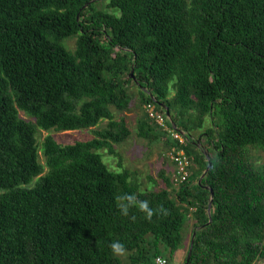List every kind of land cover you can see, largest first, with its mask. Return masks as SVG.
<instances>
[{
	"label": "trees",
	"instance_id": "obj_1",
	"mask_svg": "<svg viewBox=\"0 0 264 264\" xmlns=\"http://www.w3.org/2000/svg\"><path fill=\"white\" fill-rule=\"evenodd\" d=\"M137 99L143 110H169L168 125L185 135L198 170L182 185L162 170L165 186L143 190L136 173L103 161L102 150L121 161L113 144L132 129L115 112ZM103 121L91 139L37 138L40 129ZM138 135L167 152L179 146L146 110ZM258 149L264 0H0V264H154L158 256L185 264L195 232L189 264H264V165L250 154ZM124 194L169 214L123 216ZM116 240L124 256L112 253Z\"/></svg>",
	"mask_w": 264,
	"mask_h": 264
},
{
	"label": "rangeland",
	"instance_id": "obj_2",
	"mask_svg": "<svg viewBox=\"0 0 264 264\" xmlns=\"http://www.w3.org/2000/svg\"><path fill=\"white\" fill-rule=\"evenodd\" d=\"M98 4H100V8H105L106 6L105 2L103 3V1H100ZM75 43L76 38L66 41V45L69 50H73L75 48ZM144 111L145 110H143L142 106L140 105L139 99H137L127 112H124L123 114L117 113V111L115 112L116 119H120L123 116L126 119L129 127L132 129V135L128 138V140L122 144H113L116 154L119 153L121 156V161H119L117 155H111L108 151L106 152L105 150H102L99 152L103 155V161L111 170L120 171L121 166H123V168H128L136 173V177L141 183L143 190H157L160 187L165 186L164 180L161 176V171L164 170L168 173L171 171L174 165L167 157V150H164L162 142H151L147 139L141 138L138 135L139 123ZM22 117L25 119L28 118L24 114H22ZM106 124L107 121H103L100 125H98V127L91 128L89 130L66 132H56L54 130L44 131L40 129L38 130L37 138L39 141H43L47 136L52 135L55 136L59 142L70 144L76 141L94 138V131L103 129ZM209 125L210 122L207 121L206 127ZM250 154L258 167L264 165V150H253ZM166 157L168 158L167 166L165 165L166 163H164ZM40 161L42 164L45 163V158L42 154H40ZM197 170L198 167L195 164H192L191 172L193 173ZM169 174H167V176H169ZM187 227L188 235L186 243L180 252H178L181 263L184 261V256L187 251L190 231L192 229L191 222L188 223Z\"/></svg>",
	"mask_w": 264,
	"mask_h": 264
},
{
	"label": "built area",
	"instance_id": "obj_3",
	"mask_svg": "<svg viewBox=\"0 0 264 264\" xmlns=\"http://www.w3.org/2000/svg\"><path fill=\"white\" fill-rule=\"evenodd\" d=\"M145 110L150 119H152L160 129H162L163 131H167L170 137L179 143V146H174L168 150L167 156L175 166V171L171 179L175 186H180L185 183L191 176V162L185 150L182 149V146H185L186 144L185 135L171 129L167 123V116L158 113L154 105L148 104L145 107ZM165 259L167 260L168 264H179L176 262H171L167 258Z\"/></svg>",
	"mask_w": 264,
	"mask_h": 264
},
{
	"label": "clouds",
	"instance_id": "obj_4",
	"mask_svg": "<svg viewBox=\"0 0 264 264\" xmlns=\"http://www.w3.org/2000/svg\"><path fill=\"white\" fill-rule=\"evenodd\" d=\"M117 201L118 208L123 216H128L129 211L132 208H138L140 212L146 215L148 220H151L152 217L157 214H162L164 216L169 214L168 210L163 206L153 210L147 200H139L135 194H124L122 196H118ZM110 248L115 256H124L127 252L125 245L119 240L113 241L110 244ZM154 264H168V262L164 257L158 256L155 258Z\"/></svg>",
	"mask_w": 264,
	"mask_h": 264
},
{
	"label": "water",
	"instance_id": "obj_5",
	"mask_svg": "<svg viewBox=\"0 0 264 264\" xmlns=\"http://www.w3.org/2000/svg\"><path fill=\"white\" fill-rule=\"evenodd\" d=\"M132 77H133V72H132ZM167 117L169 118V120L171 121V116H170V113H169V110H167ZM175 128V127H174ZM201 142H199V145ZM204 153L206 154V156L208 157V160H209V155L207 154V152L204 151ZM211 165L208 166V168L205 170V172L203 173V175L201 176V179H200V182L203 180V178L205 177V175L207 174V172L209 171ZM209 189V188H208ZM210 192H211V197H210V201H209V207H208V214H209V217H210V222L209 224L212 222V214H211V211H212V203H213V195H214V192L212 189H210ZM202 227H198L197 228V231L200 230ZM195 237H196V232L193 234V238H192V242H191V246H190V250H189V253H188V258H187V261L185 264H189V261L191 259V256H192V251H193V246H194V242H195Z\"/></svg>",
	"mask_w": 264,
	"mask_h": 264
},
{
	"label": "crops",
	"instance_id": "obj_6",
	"mask_svg": "<svg viewBox=\"0 0 264 264\" xmlns=\"http://www.w3.org/2000/svg\"><path fill=\"white\" fill-rule=\"evenodd\" d=\"M173 165H174V164H173ZM173 165H172V166H173ZM174 170H175V166H173V168H172L171 171L169 172V173H170L169 176H170V175H173Z\"/></svg>",
	"mask_w": 264,
	"mask_h": 264
}]
</instances>
